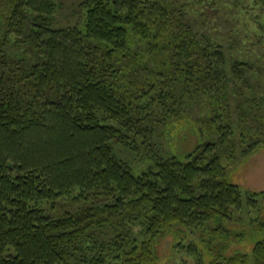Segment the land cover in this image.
I'll use <instances>...</instances> for the list:
<instances>
[{
    "label": "trees",
    "instance_id": "16d2710c",
    "mask_svg": "<svg viewBox=\"0 0 264 264\" xmlns=\"http://www.w3.org/2000/svg\"><path fill=\"white\" fill-rule=\"evenodd\" d=\"M179 1L79 0L82 20L56 26V0H0V264H152L168 235L198 264H264V235L230 251L245 230L228 226L254 211L264 232V190L229 177L264 147V103ZM203 95L196 144L166 153L155 131ZM64 197L77 208L47 211Z\"/></svg>",
    "mask_w": 264,
    "mask_h": 264
},
{
    "label": "rangeland",
    "instance_id": "374dc122",
    "mask_svg": "<svg viewBox=\"0 0 264 264\" xmlns=\"http://www.w3.org/2000/svg\"><path fill=\"white\" fill-rule=\"evenodd\" d=\"M185 3L184 11L189 17L198 23V27L207 31L215 40L221 42L229 57H234L242 61H248L250 70L246 77L247 82L243 84L242 94L245 96H260L264 103V0H180ZM57 9L55 13V25L65 26L75 24L82 20V10L79 0H56ZM204 20V23L201 22ZM24 49L21 48V52ZM27 52H29L27 50ZM254 87H248V83ZM237 84H239L237 82ZM228 91L226 97L233 96L234 92L231 83L226 88ZM225 91L215 92V96L222 101V95ZM210 100L203 95L196 104L189 107L179 118H174L171 124L161 125L155 131L156 138L160 140V146L166 153L171 152V144L181 150L191 149L198 140V135L192 130L196 128L197 118L200 115L208 113L212 106ZM187 113V114H186ZM259 114L264 115V107L260 108ZM184 124L180 129L179 122ZM114 153L132 163L135 170L145 167L142 148L136 151V154L130 153L119 143H112ZM175 150V147H173ZM143 162V163H142ZM226 163L227 161L224 160ZM230 180L244 189L252 191L264 190V147H261L250 153L247 157L231 163ZM58 199L54 204H46V209L53 215L72 211L77 208V203L70 197ZM263 207L259 210L258 218L264 216ZM254 216V211L245 214L242 219L237 215L238 222L228 224L233 230H245V235L240 243L233 245L234 248H240L249 251L257 238L264 235V232L251 231L248 217ZM135 229H139L135 226ZM177 236L168 235L158 243L156 247V258L152 264H198V260L205 263V255L198 257L189 253L177 245ZM191 238H197L195 235ZM180 244V243H179ZM203 254H206L205 252ZM200 264H203L200 262Z\"/></svg>",
    "mask_w": 264,
    "mask_h": 264
}]
</instances>
